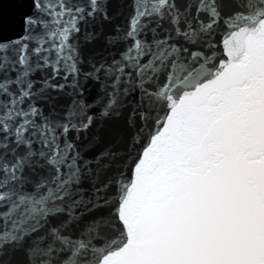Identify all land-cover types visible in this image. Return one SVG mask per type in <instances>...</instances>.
Returning a JSON list of instances; mask_svg holds the SVG:
<instances>
[{"label": "snow or ice", "instance_id": "6c2138e0", "mask_svg": "<svg viewBox=\"0 0 264 264\" xmlns=\"http://www.w3.org/2000/svg\"><path fill=\"white\" fill-rule=\"evenodd\" d=\"M15 3L0 264H264V0Z\"/></svg>", "mask_w": 264, "mask_h": 264}, {"label": "water", "instance_id": "95a60500", "mask_svg": "<svg viewBox=\"0 0 264 264\" xmlns=\"http://www.w3.org/2000/svg\"><path fill=\"white\" fill-rule=\"evenodd\" d=\"M18 12L15 0H0V16L5 20L4 34L6 36H14L19 32ZM13 21L16 23H11Z\"/></svg>", "mask_w": 264, "mask_h": 264}]
</instances>
